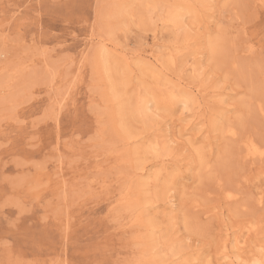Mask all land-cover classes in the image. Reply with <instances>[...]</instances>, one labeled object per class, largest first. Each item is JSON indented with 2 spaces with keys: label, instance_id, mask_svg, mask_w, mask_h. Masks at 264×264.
<instances>
[{
  "label": "rangeland",
  "instance_id": "obj_1",
  "mask_svg": "<svg viewBox=\"0 0 264 264\" xmlns=\"http://www.w3.org/2000/svg\"><path fill=\"white\" fill-rule=\"evenodd\" d=\"M259 261L264 0H0V264Z\"/></svg>",
  "mask_w": 264,
  "mask_h": 264
},
{
  "label": "bare ground",
  "instance_id": "obj_2",
  "mask_svg": "<svg viewBox=\"0 0 264 264\" xmlns=\"http://www.w3.org/2000/svg\"><path fill=\"white\" fill-rule=\"evenodd\" d=\"M178 16H179V15H178ZM168 18H169V16H168ZM173 18H175V15H174V16H170L169 19H170V20H174ZM176 18H177V17H176ZM212 46H213V45H212ZM214 50H215V49H214ZM99 56H100V55H99ZM101 56H102V55H101ZM97 57H98V56H97ZM100 60H101V59H100ZM101 61H102V60H101ZM97 63H98V62H97ZM97 63H96V64H97ZM98 64H100V63H98ZM100 65H101V64H100ZM109 65H110V64H109ZM99 67H100V66H99ZM97 68H98V67H97ZM102 70H103V69H102ZM110 70H111V69H110ZM110 70H109V71H110ZM100 76H102V74H100ZM110 77H112V76H110ZM110 79H111V78H110ZM121 79H122V78H121ZM121 79H120V80H121ZM111 80H112V79H111ZM109 82H110V81H109ZM117 83H119V82H117ZM113 84H114V82H113ZM117 85H118V84H117ZM119 85H120V84H119ZM111 86H112V85H111ZM114 87H116V86H114ZM110 88H111V87H110ZM118 88H120V87H118ZM116 91H117V89H116ZM162 97H163L164 100H165V99H166V100H168V99H173V97H175V94H173V93H170L169 95H168V94H166V95L164 94V96H162ZM146 99H147V98H146ZM146 99H145V101H146ZM142 102H144L143 99H142ZM146 102H147V101H146ZM124 104H125V103H124ZM142 105L146 107L145 103H142ZM146 108H147V107H146ZM223 136H224V135H223ZM131 147H132V146H131ZM153 149L155 150V148H153ZM155 152H156V151H155ZM171 155H172V154H171ZM169 156H170V155H169ZM166 158H167V157H166ZM140 159H141V158H140ZM144 160H145V158H143V161H144ZM172 160H173V158H172ZM204 162H205V161H204ZM230 194H231V193H230ZM232 195H233V194H232ZM229 196H230V195H229ZM160 197H161V196H160ZM230 198H233V197H230ZM146 262H147V261H146ZM259 263L261 264L260 261L258 262V264H259ZM148 264H149V263H148ZM194 264H195V263H194Z\"/></svg>",
  "mask_w": 264,
  "mask_h": 264
}]
</instances>
